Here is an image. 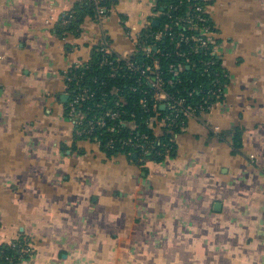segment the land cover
<instances>
[{"label":"crops","instance_id":"0c3cea01","mask_svg":"<svg viewBox=\"0 0 264 264\" xmlns=\"http://www.w3.org/2000/svg\"><path fill=\"white\" fill-rule=\"evenodd\" d=\"M81 1L0 0V245L30 243L20 264H264V0H210L225 98L145 166L78 143L63 75L104 34L129 52L154 1L61 36Z\"/></svg>","mask_w":264,"mask_h":264},{"label":"trees","instance_id":"16d2710c","mask_svg":"<svg viewBox=\"0 0 264 264\" xmlns=\"http://www.w3.org/2000/svg\"><path fill=\"white\" fill-rule=\"evenodd\" d=\"M159 9L165 8V12L170 5H178L180 0H157ZM211 6V1H206ZM106 5L113 8L117 4V0H102L100 5ZM192 3L183 0L177 10L171 14L163 15L159 19L158 24H152L145 30L142 45H153L156 49H152L151 57L146 56L142 51V46L131 57L139 65L150 64L154 59L160 62V71L165 82L170 79L175 81V84H167L165 88L168 93L176 99L184 98L185 106L192 105L198 107L205 99L211 103L215 101L217 96L207 95L209 90H218L228 84L229 78L227 71L221 67L219 63L214 66V70L219 73L218 81L215 82V76L212 73L206 72L204 62L208 58L205 53H189V45H181L180 50L184 51L186 55L176 56V42H171L169 38L165 37L160 41H156L155 35L164 29L165 24H172L171 31L178 36L181 32L185 34L191 33L187 27L184 26L186 19L192 15ZM69 23L61 22L59 33L66 37L67 33L79 36L82 31V25L87 18L97 20V5L91 0H83L78 3L72 11ZM171 15V16H170ZM123 20L125 19L122 16ZM182 20V21H180ZM180 21L179 25L174 24ZM214 24V23H213ZM216 30L214 25V31ZM101 46H94L91 52L89 61L84 66H72L68 69L67 78L65 79L66 90L69 99L65 102V111L67 114V106L75 98L80 97L87 91V94H92L88 99L79 100L78 109L87 113L86 119L97 116L103 117L107 123L106 127L97 128L91 135L77 136L78 139L89 140L91 142H100L101 149L109 156L117 154H124L130 160L135 161L139 166H145L149 161L161 162L169 156H174L177 151V144L175 136L182 132L181 125L166 131L160 136H156L154 131L149 127L148 122L151 116H154L156 111H153L152 88L148 82L138 84L137 80L140 76L139 71H133L127 66L126 60L117 61V55L104 54L99 51ZM113 61L112 64L104 62L105 59ZM184 64L183 71L178 75H174L170 66L177 64ZM226 74V77L224 76ZM152 77V75H151ZM137 86V91H133L132 87ZM123 98V102L117 104V100ZM146 98L147 106L143 107L140 100ZM224 98V97H223ZM222 98V99H223ZM118 111L121 116L118 119H111L106 117L108 111ZM157 112L161 117L165 115H177V121L187 125L188 118L183 115L181 110H176L171 113L167 107L158 106ZM88 117V118H87ZM128 122H133L137 127L131 130ZM115 126V131H109L108 127ZM143 134L148 136L150 145H146L144 149L148 151L143 155L144 162H140V150H136L131 145H123L122 143L128 139H138ZM222 133V137H224ZM242 133L237 131L233 134L234 149L238 150L241 146ZM115 141V147L110 149L107 143L110 140ZM21 241V240H20ZM30 255H26L27 259ZM12 257H18L16 251L8 244L0 245V264H16L19 260H12ZM21 261V260H20ZM22 262V261H21Z\"/></svg>","mask_w":264,"mask_h":264},{"label":"built area","instance_id":"2783aa9c","mask_svg":"<svg viewBox=\"0 0 264 264\" xmlns=\"http://www.w3.org/2000/svg\"><path fill=\"white\" fill-rule=\"evenodd\" d=\"M97 5V20L99 24L105 23V21L108 19L109 15L111 14L113 8H109L106 5H100L102 0H91ZM106 1V0H105ZM155 5V13L150 15L148 19L146 20L145 25L143 28L137 32H134L131 28L127 29V35L128 38L131 40L133 47L132 49L127 53H118L114 50L112 46V40L110 39L108 34H104L103 39L100 43H98L95 46H101L99 49L100 52L104 54H115L117 55V61L126 60L127 66L133 70V71H139L140 76L138 77V84L141 85L142 83L148 82L152 88V99H153V111H156L154 116H151L149 118L148 125L149 127L154 131V134L156 136H160L162 133L168 131L170 132L171 129L178 127L181 125L182 131H184L187 125L183 122L181 124L177 121V115H165L163 117L160 116V114L157 112V108L159 105L162 107H167L171 113L176 110H181L183 115L189 119H197L200 120L204 116L211 113V111L215 108L216 105L221 103L223 99L225 98L226 93V87L218 89V90H209L207 91V95H215L217 96L216 100L213 102H209L208 99H205L202 104H200L198 107H193L192 105L185 106V99L180 98L176 99L174 96L170 95L165 88L166 83L167 84H175V81L173 79L168 80L165 82L164 78L162 77V73L160 71V62L158 59H154L152 63L150 64H142L139 65L134 59L131 57L134 53H136L139 50V46H142V51L145 52L146 56L151 57L152 49H156V47H153V45H142V38L144 36L145 30H147L152 22L155 20L160 19L163 15H168L169 11L173 14L175 10H177L178 6L183 3V0H180V3L178 5H170L168 7V10L165 12V8L159 9L157 0H153ZM188 3H192L191 6L193 8V13L190 15L186 21L184 22V26L187 27L191 31L189 34H185L181 32L178 36H176L171 31V23L165 24L164 29L156 33L155 39L156 41H160L161 39L167 37L170 39L171 42H176V56H182L184 57L186 53L184 51L180 50L181 45H189L190 46V52L189 53H205V56L207 55V59L204 62V67L206 72H210L215 76V82L218 81L219 73L214 70V66L219 63L221 67H224V62L222 59V56L219 52V43L218 40L215 38V31H214V24L213 20L210 14V5L206 3L208 0H186ZM72 12L66 13L62 17V22L66 25L69 23L70 17H72ZM171 16V15H170ZM94 21V20H93ZM182 21V20H180ZM177 21L174 24L179 25V22ZM91 56V55H90ZM85 62H79L74 64L73 66H84L87 61ZM107 64H112L113 61L109 59L104 60ZM184 64L180 63L177 65L170 66L171 71H174V75H178L179 72L183 71ZM68 71L64 72V78H67ZM152 75V77H151ZM226 77V74H224ZM228 76V73H227ZM68 79V78H67ZM133 91H137V86L132 87ZM89 97H92V94H87V91L85 90L80 97L75 98L73 101L69 103L67 106V116L71 120L75 132L77 136H84V135H91L97 128L106 127L107 123L105 121V118L101 117L98 118L97 116H94L92 118L86 119L87 113L84 114L83 111H80L78 109V103L79 100L88 99ZM224 97V98H223ZM223 98V99H222ZM69 99V95H68ZM119 102H123V98H120L117 100V104ZM141 106L145 107L148 104V101L146 98H142L140 100ZM121 114L118 111H108L106 112V117H110L111 119H118L120 118ZM203 120V119H202ZM207 124V123H205ZM128 125L130 129L133 131L137 127L133 122H128ZM109 131H115V126L108 127ZM219 130L218 127L214 128V131L217 132ZM177 136V135H176ZM175 136V140H176ZM99 147H101L100 142H95ZM150 141L148 140V136L143 134L140 138L136 139H128L125 140L122 144L123 145H131L134 149L140 150V154L142 157H140V162H144L143 155L147 154L148 151L144 149L146 145L149 144ZM107 147L110 149H113L115 147V141L110 140L107 143ZM251 159L253 162H255V156L252 155ZM16 251L17 258L12 257L11 259L19 260L16 264H20L21 261L25 259L26 255H31L33 253L32 245L26 241H13L10 243H7ZM21 260V261H20Z\"/></svg>","mask_w":264,"mask_h":264},{"label":"rangeland","instance_id":"374dc122","mask_svg":"<svg viewBox=\"0 0 264 264\" xmlns=\"http://www.w3.org/2000/svg\"><path fill=\"white\" fill-rule=\"evenodd\" d=\"M121 6H122L121 4H118V3H117V9L121 8ZM113 21H114V19H113ZM113 24L116 25L117 22L114 21ZM109 27H111L110 24L108 25L107 29H108ZM215 38H218V35H216V31H215ZM227 52H228V51H227ZM228 58H230V53H228ZM78 143H80V144H90V145L93 144V145H95L93 142L90 141V143H89L88 140H84V139H80ZM91 146H92V145H91Z\"/></svg>","mask_w":264,"mask_h":264},{"label":"water","instance_id":"95a60500","mask_svg":"<svg viewBox=\"0 0 264 264\" xmlns=\"http://www.w3.org/2000/svg\"><path fill=\"white\" fill-rule=\"evenodd\" d=\"M158 23H159L158 20H155V21H154V24H158ZM62 100H63L64 102H67V101H68V95H64V96L62 97Z\"/></svg>","mask_w":264,"mask_h":264}]
</instances>
